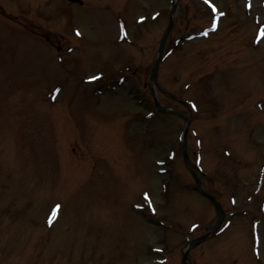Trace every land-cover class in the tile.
<instances>
[{
    "label": "rangeland",
    "instance_id": "374dc122",
    "mask_svg": "<svg viewBox=\"0 0 264 264\" xmlns=\"http://www.w3.org/2000/svg\"><path fill=\"white\" fill-rule=\"evenodd\" d=\"M172 2L0 0V264H184L185 139L188 264H264V0H180L154 81Z\"/></svg>",
    "mask_w": 264,
    "mask_h": 264
},
{
    "label": "water",
    "instance_id": "95a60500",
    "mask_svg": "<svg viewBox=\"0 0 264 264\" xmlns=\"http://www.w3.org/2000/svg\"><path fill=\"white\" fill-rule=\"evenodd\" d=\"M71 1H79V2H82V0H71ZM179 1L180 0H173L172 2V9H171V21H170V24H169V27L168 29L166 30L165 32V35H164V38H163V41H162V44H161V50H160V55H159V60L155 66V69H154V72H153V78H155L156 74H157V71H158V68L160 66V63L162 62V59H163V50H164V46H165V43H166V39L168 37V34L169 32L171 31L172 27H173V24H174V18H173V14L174 12L176 11L177 7H178V4H179ZM187 164L188 166L192 169L190 163H189V160H188V157H187ZM193 170V169H192ZM194 171V170H193ZM197 179H198V187H199V190L201 192H203L206 196H208L216 205V207L218 208L219 210V213H220V220H219V225L218 227L211 231L210 233L200 237V238H197L195 240H192L187 249H186V252L184 254V264H188V260H189V252L190 250L198 243H200L202 240H204L206 237L210 236L211 234L215 233L219 227L221 226V224L223 223L224 219H225V211H224V208L222 206V204L211 194L209 193L208 191H206L202 185V182L200 181V179L198 178V176L196 175Z\"/></svg>",
    "mask_w": 264,
    "mask_h": 264
}]
</instances>
